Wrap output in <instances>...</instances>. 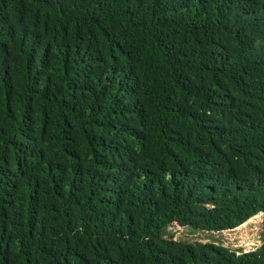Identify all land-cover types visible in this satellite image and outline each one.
<instances>
[{"label": "trees", "instance_id": "trees-1", "mask_svg": "<svg viewBox=\"0 0 264 264\" xmlns=\"http://www.w3.org/2000/svg\"><path fill=\"white\" fill-rule=\"evenodd\" d=\"M264 213V0H0V264H264L176 240Z\"/></svg>", "mask_w": 264, "mask_h": 264}, {"label": "rangeland", "instance_id": "rangeland-1", "mask_svg": "<svg viewBox=\"0 0 264 264\" xmlns=\"http://www.w3.org/2000/svg\"><path fill=\"white\" fill-rule=\"evenodd\" d=\"M167 235L176 237V240L214 242L237 253L256 250L264 244V213H258L234 229L221 232H192L178 223L176 227L167 229Z\"/></svg>", "mask_w": 264, "mask_h": 264}, {"label": "built area", "instance_id": "built-area-1", "mask_svg": "<svg viewBox=\"0 0 264 264\" xmlns=\"http://www.w3.org/2000/svg\"><path fill=\"white\" fill-rule=\"evenodd\" d=\"M176 225H178V222L174 221L172 222L168 228H171V227H176ZM176 238V237H175Z\"/></svg>", "mask_w": 264, "mask_h": 264}]
</instances>
